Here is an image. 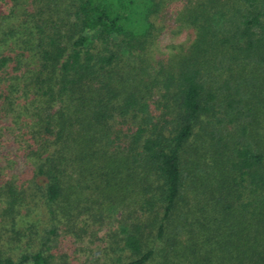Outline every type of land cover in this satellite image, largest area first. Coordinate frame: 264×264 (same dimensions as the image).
Instances as JSON below:
<instances>
[{
  "label": "trees",
  "instance_id": "16d2710c",
  "mask_svg": "<svg viewBox=\"0 0 264 264\" xmlns=\"http://www.w3.org/2000/svg\"><path fill=\"white\" fill-rule=\"evenodd\" d=\"M21 162L0 264L98 235L101 264H264V0H0V165Z\"/></svg>",
  "mask_w": 264,
  "mask_h": 264
},
{
  "label": "rangeland",
  "instance_id": "374dc122",
  "mask_svg": "<svg viewBox=\"0 0 264 264\" xmlns=\"http://www.w3.org/2000/svg\"><path fill=\"white\" fill-rule=\"evenodd\" d=\"M185 36L183 35H164L162 37V40L160 42V48L162 51L164 52H169L170 51V47L176 44L181 43L184 40ZM14 135H12L11 132L6 133V136L4 138V144H3V149L1 148L2 151H5L7 149H5L6 147L8 148V150H14V145H13V141H14ZM23 168H25L24 163L21 162V164H19L16 168H12L10 165H7L5 163H2L0 165V185L3 184L4 182H12L11 179H13L12 175L18 174L23 172ZM26 177V176H24ZM20 180V179H19ZM21 182L19 181L18 186L20 187ZM12 225L13 223L8 222V224L6 225V229L7 231L12 235V237L15 239L16 236L13 235L12 233ZM5 226V225H4ZM14 226V225H13ZM102 234L100 233V236ZM24 236V235H23ZM99 236V235H98ZM98 236L96 237H92V242L89 241H83V242H79L77 244H75L74 242H72L71 238H67L64 243H62L59 246V250L56 251L53 261L55 262V264H85L87 261H95V262H100V264L102 262L105 261V259L103 258L104 256L103 254V247L101 248V252L99 253V256H97L96 254L98 253V248L99 246L102 244L101 241H95ZM6 237H10L9 234H6ZM4 238V235H3ZM13 241L15 242L16 239ZM22 239V240H21ZM20 240L22 242H15V246L10 249L11 251H14L16 254H20V253H25L27 252V248L28 246H32V240L31 239H25L24 237L21 238ZM17 244V245H16ZM9 246V245H8ZM31 247H28V249L30 250ZM103 256V257H102Z\"/></svg>",
  "mask_w": 264,
  "mask_h": 264
}]
</instances>
